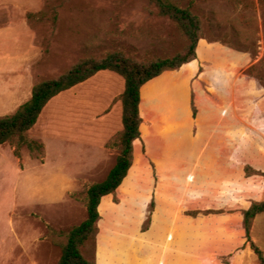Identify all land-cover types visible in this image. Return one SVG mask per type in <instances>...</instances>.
<instances>
[{"label":"rangeland","instance_id":"rangeland-1","mask_svg":"<svg viewBox=\"0 0 264 264\" xmlns=\"http://www.w3.org/2000/svg\"><path fill=\"white\" fill-rule=\"evenodd\" d=\"M171 1L199 18L202 39L245 57L238 68L220 60L226 65L216 69L240 70L254 86L232 94L229 154L213 158L161 151L164 138L186 142L189 127L195 137L196 117L184 113L185 92L172 73L147 86L143 111L151 127L144 134L157 145L154 158L134 154L122 187L101 200L82 253L96 264H149V232L159 238L164 229L166 248H180L181 264H260L243 219L253 203L264 202V0ZM187 45L149 0H0V118L29 101L36 84L82 58L122 52L144 63ZM222 80L203 84L207 102L220 107L214 88ZM124 86L118 74L100 72L46 106L27 133L39 148L22 147L16 156V143L0 146V264H58L67 235L87 219L89 187L106 179L119 154ZM220 122L205 136L220 135ZM197 166L207 171L189 168ZM168 214L172 222L161 221ZM250 236L264 253V214Z\"/></svg>","mask_w":264,"mask_h":264},{"label":"trees","instance_id":"trees-1","mask_svg":"<svg viewBox=\"0 0 264 264\" xmlns=\"http://www.w3.org/2000/svg\"><path fill=\"white\" fill-rule=\"evenodd\" d=\"M162 17L174 21L188 41L186 49L171 58H157L149 62H138L122 52H113L102 58L86 57L73 64L60 76L46 79L32 89L29 101L14 114L0 118V146L6 143L17 144L15 155L19 149L30 150L40 146L27 138V133L37 124L43 110L57 96L83 84L103 71L118 74L124 79V92L121 96L123 130L120 137V151L113 168L106 179L93 184L87 191V219L73 228L62 245V256L58 264H96L82 253L85 243L93 236L99 220V206L103 197L111 195L122 185L134 163V142L141 138L140 114L141 89L148 82L158 78L165 72L178 71L184 65L197 59V47L202 36V25L199 18L190 9L181 8L171 0H149ZM37 15V14H36ZM36 15L28 14L31 19ZM193 116L197 109L192 100ZM264 214V202L253 203L244 212L243 226L247 241L264 264V253L251 241V229L257 216Z\"/></svg>","mask_w":264,"mask_h":264},{"label":"crops","instance_id":"crops-1","mask_svg":"<svg viewBox=\"0 0 264 264\" xmlns=\"http://www.w3.org/2000/svg\"><path fill=\"white\" fill-rule=\"evenodd\" d=\"M220 60L225 61V63L227 62V65ZM231 63L233 66L238 68L239 66L245 64V57L241 54L239 55L238 52L227 47L217 43H210L204 39H201L197 47L196 60L184 65L178 71L166 72L172 73L169 75L171 78L180 79L186 98L184 113L189 116L190 119L191 113L193 115L192 100L194 99V105L197 109L194 128H196L197 134L195 137H191L189 127V137L187 138L186 142H182V139L178 136L164 138L161 143V151H163L165 154H169L170 156L172 155L174 158L182 155L195 158L228 156L230 150V135L228 126L230 124V120L235 115V106L232 104V94L237 92V95L239 96L241 93L243 94V92H245V88L247 87L246 85H248L250 89H252L254 86L253 83H247L246 79L241 77L240 70H233L231 72L227 68L225 70L224 68L216 69L217 65H226L229 67ZM164 74L148 82L141 89L140 114L143 122L140 128L141 138L134 142L135 156H138L141 151L145 150V153L149 158H154L153 152L157 148V145L144 134V129L151 127L150 122L146 118V113L143 111L144 90L153 82L162 79ZM213 77H221L223 79L220 87L214 88L215 94L219 95L221 99V107L216 102H207L206 97L208 92L204 89L203 84L209 83V80ZM192 81L195 82L193 89L191 88ZM223 107L226 110H222ZM220 120L221 134L212 137H206V127L213 126L216 130ZM135 165L136 161L131 167L129 173L132 171ZM170 167L171 166H167V168ZM189 168L190 170H196L197 172L207 171L201 166ZM159 171L161 172L163 170H160L159 168ZM127 178L128 176L125 178L123 183L127 180ZM131 183L133 182L131 181ZM172 219V215L168 214L164 219L161 218V221L167 220L172 222ZM152 232L153 230L149 232L148 236V238H150L153 243L150 247H148L152 253V257L149 259V264H159L160 259L167 260L168 264H181L182 255L180 248L178 246H174V248H171V250L166 248V230L162 229V233H160L161 236L159 238L155 237Z\"/></svg>","mask_w":264,"mask_h":264}]
</instances>
